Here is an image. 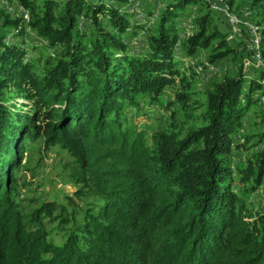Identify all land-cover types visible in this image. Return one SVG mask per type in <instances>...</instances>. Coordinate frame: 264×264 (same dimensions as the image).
Returning a JSON list of instances; mask_svg holds the SVG:
<instances>
[{"label": "trees", "instance_id": "16d2710c", "mask_svg": "<svg viewBox=\"0 0 264 264\" xmlns=\"http://www.w3.org/2000/svg\"><path fill=\"white\" fill-rule=\"evenodd\" d=\"M132 1L17 0L29 22L22 12L1 11L0 264H264V212L246 206L264 193V150L244 167L232 162L233 150L251 139L237 141L243 118L264 96V67L251 77L241 67L207 91L205 125L155 132L148 146L138 127L140 114L147 119L139 98L159 103L177 85L179 36L190 32L187 57L211 46L213 64L240 54L204 9L209 0H164L147 17L158 13L155 28L135 18ZM249 9L264 11V0ZM183 15L193 18L188 27ZM26 28L54 52L28 58ZM259 33L264 61V26ZM181 82L170 105L193 118L198 103L190 83ZM126 106L140 111L137 119L126 117ZM37 139L74 158L79 196L101 200L62 245L48 240L43 220L66 209L46 202L26 215L15 196V173L27 142Z\"/></svg>", "mask_w": 264, "mask_h": 264}, {"label": "rangeland", "instance_id": "374dc122", "mask_svg": "<svg viewBox=\"0 0 264 264\" xmlns=\"http://www.w3.org/2000/svg\"><path fill=\"white\" fill-rule=\"evenodd\" d=\"M158 1L137 0L136 3L132 1L133 3H129L130 6L126 7L131 12L137 11L135 18L145 22L148 27L151 28L153 26L155 28L159 18L158 13H155L156 15L150 19L147 17ZM163 1H160L161 4L159 6L157 4L159 11ZM229 1L232 3L229 4ZM222 2H224L223 5L218 1L220 6L206 7L205 5L203 7L206 11L213 14L220 28L228 32L229 40L238 48L237 53L240 54L238 59L230 57L220 59L214 64L211 63V57L215 54L213 46L209 49H199L193 56L187 57L185 50L183 53V47L188 38L187 34L190 32L187 31L185 34L180 35L176 44L177 48L175 49V60L179 62L177 68H179L181 73L177 80V85L166 90L159 103L151 104L149 100L139 98L141 112L146 114L147 119H143V115L140 114L137 120L139 122L138 127L140 131L146 132L145 141L148 146L154 147L153 134L155 132L182 130L185 133L189 126L200 127L205 125L203 115L206 111L207 91L213 90L214 86L223 81L224 77L235 76L240 68L243 67V61L244 65L250 64L251 59L256 58L257 54H259L261 36H257V38L253 35L252 51L256 52V55L245 53L244 48L248 49V47H251L252 34L249 32L247 25L252 24L253 27H258L257 30L260 31V27L264 26V11L257 9L251 11L249 9L254 0H224ZM193 6L191 4V7ZM222 8H224L228 16L238 19V25L231 26L232 24L226 18ZM18 9L20 8L17 7L14 0H0V37L4 30L1 11L15 17L20 15ZM194 10H196L197 14H200L198 6ZM81 18L79 20H82ZM182 20V26L188 27L192 23L193 18L183 15ZM83 22L85 29L88 30L89 23L85 22V20ZM82 25L83 23L81 22ZM26 33L28 37L26 41L29 46L27 48L28 58L33 60L41 58L43 60L54 52V48L48 47V43L42 42L35 34H30L27 31ZM145 36V32L140 33L141 39L144 40ZM137 39L138 37L133 39L134 50H139L140 48V40ZM12 40L11 37H8L6 41L7 43H12ZM260 64L264 66V61L262 60ZM260 68L263 67L255 68V70L244 69V73L246 76L251 77ZM181 79L190 83L188 92L192 95V99L198 103L197 109L193 111V118L187 117L178 105H170L175 101L176 91H179L182 83ZM174 110H176V113L172 116L171 114ZM138 112H140L138 109L130 106L125 108V115L128 119H137ZM242 123L244 128L241 131L242 135L238 136L237 141L243 144V142H246V137L251 139L242 151L233 150L232 162L235 168L246 166L248 158H255L260 151L264 150V140H261L260 137L264 133V96L261 102L252 105L251 109L248 110L247 116L243 118ZM74 164V158L60 146L47 148L43 139L29 140L22 167L15 173L17 180L15 196L24 214H31L46 202H55L59 208L66 209L63 213L60 209H57L52 217H47L43 220V225L48 232V240L56 245H62L71 232H77L79 226L85 222L87 212L97 213L101 206L99 198L86 193L78 195L81 186L72 177ZM238 186V184L235 186V191L240 193V186ZM246 206L254 214L263 213V191L260 190L252 194L247 199Z\"/></svg>", "mask_w": 264, "mask_h": 264}, {"label": "built area", "instance_id": "2783aa9c", "mask_svg": "<svg viewBox=\"0 0 264 264\" xmlns=\"http://www.w3.org/2000/svg\"><path fill=\"white\" fill-rule=\"evenodd\" d=\"M150 1V0H148ZM211 1V7H214V6H220L218 5V0H210ZM15 4L17 5V0H14ZM222 11L224 12V14L226 15V18H228V21L231 22V26H236L238 25V19H233L232 17L228 16L225 11H224V8H222ZM19 12H23L22 10L18 9V13ZM248 29H249V32H251L252 34V38H251V47L249 48L248 47V52L247 53H251V54H254L256 55V52H253L252 51V41H253V35L255 34V32L257 31V28L258 27H253L252 24H248L247 25ZM26 31L30 34H34V32L32 31V29H27L26 28ZM140 38H138L137 40H139ZM259 67H264L262 66L261 64H254V65H244V61H243V69H249V70H255V68H259ZM264 82V81H263Z\"/></svg>", "mask_w": 264, "mask_h": 264}, {"label": "bare ground", "instance_id": "6f19581e", "mask_svg": "<svg viewBox=\"0 0 264 264\" xmlns=\"http://www.w3.org/2000/svg\"><path fill=\"white\" fill-rule=\"evenodd\" d=\"M132 1V0H131ZM220 3H222V5L224 4V2H222V1H224V0H218ZM130 3V2H129ZM133 3V2H132ZM134 6V5H133ZM135 9V8H134ZM20 10H22L23 12H22V14L24 15V17H25V20H26V22H29V16H28V14L26 13V12H24V10L22 9V8H20ZM135 11V10H134ZM260 31H256L255 32V34H254V36L255 37H257V36H260V33H259ZM254 37V38H255ZM258 38V37H257ZM259 54H257V56H256V58L254 57V59L252 58L251 60L252 61H250V64H246V65H253V63H255V64H260V60H261V57L260 56H258ZM247 70V69H246ZM249 70V69H248Z\"/></svg>", "mask_w": 264, "mask_h": 264}, {"label": "crops", "instance_id": "0c3cea01", "mask_svg": "<svg viewBox=\"0 0 264 264\" xmlns=\"http://www.w3.org/2000/svg\"><path fill=\"white\" fill-rule=\"evenodd\" d=\"M160 1H161V0H159V1L157 2L158 6L161 4ZM209 3L211 4V1H210V0H209ZM157 4H156L155 7H158Z\"/></svg>", "mask_w": 264, "mask_h": 264}]
</instances>
